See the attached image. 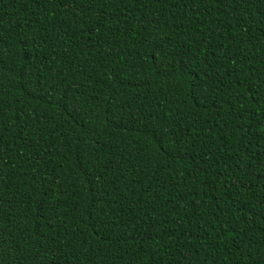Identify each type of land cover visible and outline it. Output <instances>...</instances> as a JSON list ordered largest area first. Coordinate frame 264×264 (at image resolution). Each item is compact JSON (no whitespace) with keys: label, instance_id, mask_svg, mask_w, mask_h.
Returning <instances> with one entry per match:
<instances>
[{"label":"trees","instance_id":"16d2710c","mask_svg":"<svg viewBox=\"0 0 264 264\" xmlns=\"http://www.w3.org/2000/svg\"><path fill=\"white\" fill-rule=\"evenodd\" d=\"M0 264H264V0H0Z\"/></svg>","mask_w":264,"mask_h":264}]
</instances>
